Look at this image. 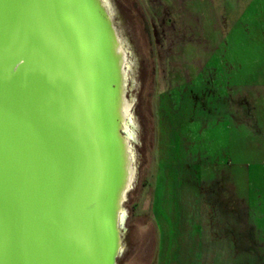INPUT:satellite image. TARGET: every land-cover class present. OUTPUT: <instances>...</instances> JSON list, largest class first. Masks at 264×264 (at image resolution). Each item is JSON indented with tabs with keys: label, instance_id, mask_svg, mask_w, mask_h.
<instances>
[{
	"label": "rangeland",
	"instance_id": "1",
	"mask_svg": "<svg viewBox=\"0 0 264 264\" xmlns=\"http://www.w3.org/2000/svg\"><path fill=\"white\" fill-rule=\"evenodd\" d=\"M108 1L135 135L118 264H264V0Z\"/></svg>",
	"mask_w": 264,
	"mask_h": 264
},
{
	"label": "water",
	"instance_id": "2",
	"mask_svg": "<svg viewBox=\"0 0 264 264\" xmlns=\"http://www.w3.org/2000/svg\"><path fill=\"white\" fill-rule=\"evenodd\" d=\"M112 12L0 0V264H118L136 165Z\"/></svg>",
	"mask_w": 264,
	"mask_h": 264
},
{
	"label": "bare ground",
	"instance_id": "3",
	"mask_svg": "<svg viewBox=\"0 0 264 264\" xmlns=\"http://www.w3.org/2000/svg\"><path fill=\"white\" fill-rule=\"evenodd\" d=\"M112 14L115 15L114 11L112 12ZM132 126H133V124H132ZM127 135L129 136V138H134V134L132 132V127H130V128L127 129Z\"/></svg>",
	"mask_w": 264,
	"mask_h": 264
}]
</instances>
